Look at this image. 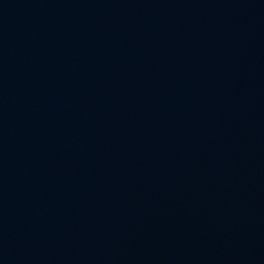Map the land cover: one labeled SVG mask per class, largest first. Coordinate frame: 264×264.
Segmentation results:
<instances>
[{
    "label": "water",
    "instance_id": "95a60500",
    "mask_svg": "<svg viewBox=\"0 0 264 264\" xmlns=\"http://www.w3.org/2000/svg\"><path fill=\"white\" fill-rule=\"evenodd\" d=\"M0 264H264V0H0Z\"/></svg>",
    "mask_w": 264,
    "mask_h": 264
}]
</instances>
